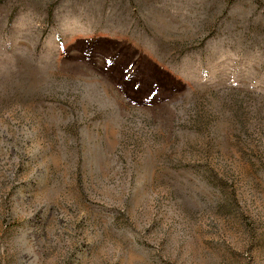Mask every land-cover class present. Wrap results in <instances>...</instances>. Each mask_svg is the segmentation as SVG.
<instances>
[{"label": "rangeland", "instance_id": "374dc122", "mask_svg": "<svg viewBox=\"0 0 264 264\" xmlns=\"http://www.w3.org/2000/svg\"><path fill=\"white\" fill-rule=\"evenodd\" d=\"M0 264H264V0H0Z\"/></svg>", "mask_w": 264, "mask_h": 264}]
</instances>
